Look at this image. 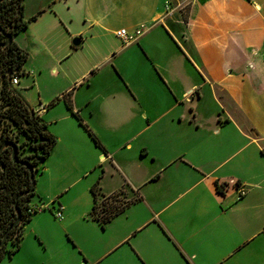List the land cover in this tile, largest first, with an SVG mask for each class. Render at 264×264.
<instances>
[{"label": "crops", "instance_id": "crops-1", "mask_svg": "<svg viewBox=\"0 0 264 264\" xmlns=\"http://www.w3.org/2000/svg\"><path fill=\"white\" fill-rule=\"evenodd\" d=\"M23 3L13 86L57 143L30 202L47 206L1 264L30 234L48 252L32 264H264V0ZM94 186L124 208L104 225Z\"/></svg>", "mask_w": 264, "mask_h": 264}, {"label": "trees", "instance_id": "trees-1", "mask_svg": "<svg viewBox=\"0 0 264 264\" xmlns=\"http://www.w3.org/2000/svg\"><path fill=\"white\" fill-rule=\"evenodd\" d=\"M23 11V0H0V116L8 120L9 128L15 125L19 129L16 136L7 133L6 137L0 140V147L5 142L17 144L19 159V162L14 160L11 145L0 153V242L8 228L17 220L18 209L21 213L20 224L12 229L7 244L0 248V264L6 255H14L20 248L25 225L39 213L30 205L35 193L22 195L32 186L30 170L22 162L33 166L35 172L38 171L57 143L56 137L47 130L40 117L29 109L12 83L14 77L19 78L28 59V53L15 42V37L25 30L28 23L24 20ZM9 36H12L10 41ZM68 106L73 111L72 104L69 103ZM75 116L97 146L103 147L100 139L83 122L81 116L77 113ZM27 145L33 152L24 155L22 151ZM92 191L95 196L93 215L102 221L103 225L109 222L113 215L123 211V206L113 203L114 201L98 203L96 186Z\"/></svg>", "mask_w": 264, "mask_h": 264}, {"label": "rangeland", "instance_id": "rangeland-1", "mask_svg": "<svg viewBox=\"0 0 264 264\" xmlns=\"http://www.w3.org/2000/svg\"><path fill=\"white\" fill-rule=\"evenodd\" d=\"M16 38L17 37H15V39ZM7 122H8L7 119L0 116V140L2 138L6 137L7 133H9L11 136H16L19 132V129L17 126L12 125V127L9 128L7 126ZM20 142H22L21 135H20ZM30 152H33V150H30L28 145L25 146L24 150L22 151V153L24 155L30 154ZM78 175L79 174L77 172L71 173L67 180H70V181L75 180L78 178ZM109 201H112V200H109ZM34 203H36V202H34ZM41 205L42 204H39L37 202V206H41ZM112 205H114V204H112ZM44 206H47V205H44ZM52 206H54L56 208L58 206V204L55 203V204H52ZM55 220L58 221V218ZM42 228L46 231L51 232V236H52L51 241L53 242V244L56 247H60V245L62 244V240H61L62 237L64 238V240H66V238H67V236H66L67 234L60 227V225L50 222V220L47 219L46 217L44 219H42ZM81 230L82 229L78 225L74 228V231H76L80 234L82 233ZM27 240H28V243H27ZM25 242H26V245L24 246V248L17 255H15L14 264H32L35 261L36 262H43L47 256V254H48L47 250L44 249V246L41 245L38 242V240L34 239V237H32L31 234L28 235V238L25 237L24 244H25ZM33 243H36L35 246Z\"/></svg>", "mask_w": 264, "mask_h": 264}, {"label": "built area", "instance_id": "built-area-1", "mask_svg": "<svg viewBox=\"0 0 264 264\" xmlns=\"http://www.w3.org/2000/svg\"><path fill=\"white\" fill-rule=\"evenodd\" d=\"M143 31H144V28H140L139 30H137L135 32H129L126 29H121V30H118L116 32V35L125 44H127V43L132 42L136 38H138L143 33ZM18 82H19V78L14 77L12 80V83L15 85V84H18ZM235 187H236V191H237L239 197H243L247 194V190L242 185H238L237 183H235ZM33 208H34V211L41 212L42 210H44L46 208V206L41 205V206H36ZM63 215H64V207L60 205L55 212V216L58 219H62Z\"/></svg>", "mask_w": 264, "mask_h": 264}, {"label": "water", "instance_id": "water-1", "mask_svg": "<svg viewBox=\"0 0 264 264\" xmlns=\"http://www.w3.org/2000/svg\"><path fill=\"white\" fill-rule=\"evenodd\" d=\"M12 39V36H9V39L8 41H10ZM74 45H79L80 44V39L79 38H76L73 42ZM12 146L13 147V158L16 162H19V159H18V146L17 144L15 143H8V142H5L1 147H0V153L4 150V148H6L7 146ZM23 164H25L26 166H28L29 170H30V174H31V181H32V186L31 188L26 191L25 193H23L22 195H25V194H28V193H31V192H34L35 190V185H36V178H35V171H34V168L33 166L29 165L28 163L26 162H22ZM21 222V213L18 209V218L17 220L8 228V230L6 231L4 237H3V240L0 242V248L3 247L4 245L7 244L8 242V238H9V234L10 232L12 231V229L16 228Z\"/></svg>", "mask_w": 264, "mask_h": 264}]
</instances>
